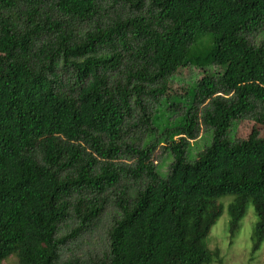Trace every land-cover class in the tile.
<instances>
[{"label":"trees","instance_id":"16d2710c","mask_svg":"<svg viewBox=\"0 0 264 264\" xmlns=\"http://www.w3.org/2000/svg\"><path fill=\"white\" fill-rule=\"evenodd\" d=\"M189 66L207 72L156 134L151 103ZM246 116L264 124V0H0V264H211L229 196L232 235L253 205L259 251L264 137L231 135ZM111 205L108 250L65 259Z\"/></svg>","mask_w":264,"mask_h":264},{"label":"rangeland","instance_id":"374dc122","mask_svg":"<svg viewBox=\"0 0 264 264\" xmlns=\"http://www.w3.org/2000/svg\"><path fill=\"white\" fill-rule=\"evenodd\" d=\"M126 10H129V5ZM262 38L263 35L259 33L256 35L257 42L261 41ZM221 69L215 66L211 73L218 74ZM205 72L207 70L189 66L181 68L169 79L170 85L162 104L151 103L152 110L156 113V134H162L165 128L174 127L178 124L177 119L188 108L192 99L193 82L202 78ZM254 129L259 131L261 137H264V124L258 123L252 116H246L237 122L231 135L236 141L247 139ZM136 135L141 136V132L137 131ZM146 136L144 135L145 138ZM211 138L212 132L209 134L206 129L202 130L200 136L192 142L193 155L196 157L204 155L206 146L210 143ZM164 153L159 150L153 160L156 165H161H159L161 172L166 174L170 169V159H163ZM232 201V196L220 199L219 202L225 206V212L215 224L203 245L205 249L219 253L218 256L214 257L211 264H264V243L259 251L253 253L252 235L258 219L253 205L249 206L240 228L235 235H232L229 229L230 218L227 212L228 205ZM115 215V207L113 205L109 206L98 225L88 230H83L64 246L63 257L65 259L81 257L83 260H89L92 257H96V255L102 256L108 250V229L114 221ZM73 225L72 223V227ZM67 231L68 229L65 230V232ZM2 264H18L17 257L8 258Z\"/></svg>","mask_w":264,"mask_h":264}]
</instances>
